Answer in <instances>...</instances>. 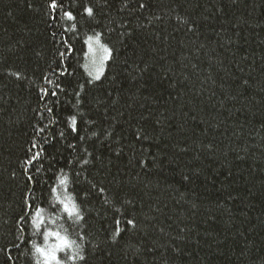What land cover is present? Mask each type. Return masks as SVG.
I'll return each mask as SVG.
<instances>
[{
  "label": "trees",
  "instance_id": "16d2710c",
  "mask_svg": "<svg viewBox=\"0 0 264 264\" xmlns=\"http://www.w3.org/2000/svg\"><path fill=\"white\" fill-rule=\"evenodd\" d=\"M49 233L59 264H264V0H0V264Z\"/></svg>",
  "mask_w": 264,
  "mask_h": 264
},
{
  "label": "snow or ice",
  "instance_id": "6c2138e0",
  "mask_svg": "<svg viewBox=\"0 0 264 264\" xmlns=\"http://www.w3.org/2000/svg\"><path fill=\"white\" fill-rule=\"evenodd\" d=\"M52 7H56L57 5L55 4V2H53V4L51 5ZM143 6V5H141ZM85 11L91 15L92 14V9L91 8H86ZM66 15L68 16L69 19H72V16H71V13H66ZM90 40L92 39L91 37L89 38ZM97 43H99V40L97 38ZM105 52H108L109 50L108 49H104ZM107 58V56H105V59ZM96 79H99V72H97L96 74ZM71 121H72V124L74 126L75 124V117H71L70 118ZM36 157H33V159H35ZM60 183L61 184H65L66 183V178L65 179H61L60 180ZM53 192L56 191L55 188L52 189ZM101 191H103L101 189ZM70 199V198H69ZM62 203H64V210L69 214L71 215L73 212H77L78 209L76 207V205L73 203L71 204V206L69 205V203H65L62 201ZM21 219H23V217H21ZM119 223V221H117V224ZM128 223H133V221H128ZM51 235H55L57 237V239L60 241V243L56 246L53 247V249L50 251V252H45L44 249H41V248H38L37 251L38 252H41L43 255H45V260H46V264H51V261L53 260H57V257H56V250L57 249H62V248H66V247H70V242L65 238V237H61L59 233H49ZM57 264H59V261L57 260Z\"/></svg>",
  "mask_w": 264,
  "mask_h": 264
},
{
  "label": "rangeland",
  "instance_id": "374dc122",
  "mask_svg": "<svg viewBox=\"0 0 264 264\" xmlns=\"http://www.w3.org/2000/svg\"><path fill=\"white\" fill-rule=\"evenodd\" d=\"M99 40V39H98ZM108 49L100 40L99 43H97V37H93L90 40L89 48H88V56H87V66L90 71H92L93 77H96L97 72L101 73L104 65L106 63V60L108 58V52H105L104 49ZM105 56L107 58L105 59ZM56 237V236H55ZM60 241L57 239L55 243L53 241L48 242L46 247L47 249L45 252H50L54 246L58 245Z\"/></svg>",
  "mask_w": 264,
  "mask_h": 264
}]
</instances>
